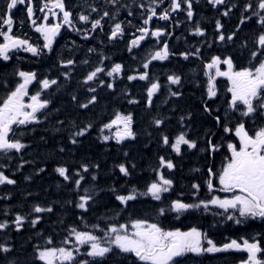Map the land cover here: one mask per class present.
Segmentation results:
<instances>
[{"label": "snow or ice", "instance_id": "1", "mask_svg": "<svg viewBox=\"0 0 264 264\" xmlns=\"http://www.w3.org/2000/svg\"><path fill=\"white\" fill-rule=\"evenodd\" d=\"M93 133L110 169L75 159ZM195 213L261 230L165 223ZM233 256L264 264V0H0V264Z\"/></svg>", "mask_w": 264, "mask_h": 264}, {"label": "trees", "instance_id": "2", "mask_svg": "<svg viewBox=\"0 0 264 264\" xmlns=\"http://www.w3.org/2000/svg\"><path fill=\"white\" fill-rule=\"evenodd\" d=\"M199 15H203L205 17H211V13L207 10L206 7L203 6V4L201 5L200 9H199ZM208 30H211V25H207ZM184 31L183 26L181 27V29L176 30L175 35H181V33ZM31 35H33V37H35L34 34L30 33ZM67 39H72L73 37L68 34L66 35ZM77 42L78 43H82L79 41V38L76 37ZM60 44H64L65 43V39H61ZM172 44H174L176 47L178 48H182L183 47V39L177 43L175 41V39H173L171 41ZM90 46H96L95 42H93L92 45ZM113 56V59L116 60L117 62H120V58L121 56H127L128 54L123 51V44L121 43L120 46H118L117 48L113 49L112 52L110 53ZM23 55V54H22ZM23 67L24 68H29V67H37V65L31 64V63H24L22 62ZM195 65L192 66H188L185 65V67L182 69L185 72H190L191 67H194ZM124 107H127V105H123ZM39 133H37L36 135H38ZM49 135H51V133H49ZM95 133H93V136L90 137L89 139H87L84 143V146L82 147V149L80 150V152L76 153L75 159H79L82 155L83 156H88L91 157L92 159H99L101 160L102 164L104 165L105 169H110L111 165L113 164V162L118 158V154L116 152L115 147H113V149L111 150V152H105L104 151V146L100 145L96 140H95ZM56 138L59 139L60 138V134H56ZM27 142V141H26ZM52 145L51 143L48 145V148H51ZM144 151L143 149V145L139 144L136 147L130 149V153L132 155H136L137 159L139 160V156L138 153ZM59 159V157L55 158V159H48V170H49V175L46 176L42 181L38 180L37 182H35L34 184H32L31 186V190L35 193V192H39V196L36 197V199H44L45 197H47L48 199H56L58 196H63L64 193L60 192L57 188H56V181L57 178L54 174H51V169L52 167H54L56 165L57 160ZM71 157L68 158L69 163L72 162ZM59 162L63 163V160H60ZM141 164H145V161L140 160ZM146 166V165H145ZM27 167V166H26ZM187 172H188V168L185 167V174L187 176ZM183 183L187 184L188 183V179L185 178L183 180ZM23 187V184L21 185ZM45 189H47V191H45ZM203 194V193H202ZM187 198V197H185ZM20 199V193L17 192L16 194V200ZM30 200L32 199V197L29 198ZM69 219H71V217L69 216ZM216 219L214 218L212 215H203L201 213H195L193 214L191 217L188 218H182V221H166L165 223H172L174 225H180L183 228L186 229V227L188 225H196L199 224L201 225L205 230H208L211 235L217 240L220 241L222 239L223 236H238V235H244L246 233L249 232H255V231H259L260 226L259 225H254L251 227L246 226L245 228H237L234 226H231L230 222L228 224H224L223 226H221L220 224H217V226L215 228H212L211 225L216 223ZM45 227H47V225H45ZM27 235V234H26ZM202 264H234V256L233 257H229L227 260H224L223 258H219V257H204L202 258Z\"/></svg>", "mask_w": 264, "mask_h": 264}]
</instances>
